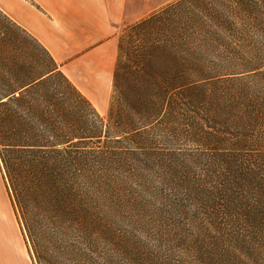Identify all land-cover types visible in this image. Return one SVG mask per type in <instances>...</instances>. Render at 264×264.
<instances>
[{
    "label": "trees",
    "instance_id": "trees-1",
    "mask_svg": "<svg viewBox=\"0 0 264 264\" xmlns=\"http://www.w3.org/2000/svg\"><path fill=\"white\" fill-rule=\"evenodd\" d=\"M0 173L33 264H264V0L125 26L105 117L0 11Z\"/></svg>",
    "mask_w": 264,
    "mask_h": 264
},
{
    "label": "crops",
    "instance_id": "crops-1",
    "mask_svg": "<svg viewBox=\"0 0 264 264\" xmlns=\"http://www.w3.org/2000/svg\"><path fill=\"white\" fill-rule=\"evenodd\" d=\"M173 1L0 0V11L46 49L95 108L103 109L111 96L120 30ZM10 239L0 220V248Z\"/></svg>",
    "mask_w": 264,
    "mask_h": 264
},
{
    "label": "rangeland",
    "instance_id": "rangeland-1",
    "mask_svg": "<svg viewBox=\"0 0 264 264\" xmlns=\"http://www.w3.org/2000/svg\"><path fill=\"white\" fill-rule=\"evenodd\" d=\"M122 30H120V33ZM30 55H32V49L28 47L24 54L25 62L28 61ZM107 109L108 102L103 109L96 108L98 113L104 117L106 116ZM0 191L3 194V203L0 207V220L2 221L4 233L11 236L10 241L5 240L4 246L0 248V260L4 259V264H33L28 252L27 243L5 190L1 173Z\"/></svg>",
    "mask_w": 264,
    "mask_h": 264
}]
</instances>
